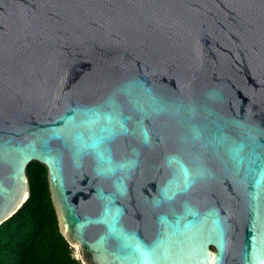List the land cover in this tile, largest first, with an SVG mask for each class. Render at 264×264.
Wrapping results in <instances>:
<instances>
[{
  "label": "water",
  "instance_id": "1",
  "mask_svg": "<svg viewBox=\"0 0 264 264\" xmlns=\"http://www.w3.org/2000/svg\"><path fill=\"white\" fill-rule=\"evenodd\" d=\"M32 161L82 264H264V0H0V224Z\"/></svg>",
  "mask_w": 264,
  "mask_h": 264
},
{
  "label": "rangeland",
  "instance_id": "2",
  "mask_svg": "<svg viewBox=\"0 0 264 264\" xmlns=\"http://www.w3.org/2000/svg\"><path fill=\"white\" fill-rule=\"evenodd\" d=\"M26 175L29 197L22 208L0 224V264H68V255L79 260L78 250L65 244L59 231L46 168L32 161Z\"/></svg>",
  "mask_w": 264,
  "mask_h": 264
},
{
  "label": "trees",
  "instance_id": "3",
  "mask_svg": "<svg viewBox=\"0 0 264 264\" xmlns=\"http://www.w3.org/2000/svg\"><path fill=\"white\" fill-rule=\"evenodd\" d=\"M23 207V205L21 206V208ZM65 244H67V242H65ZM67 263L68 264H81L79 262V260H76L74 258H71L69 255L67 256Z\"/></svg>",
  "mask_w": 264,
  "mask_h": 264
}]
</instances>
